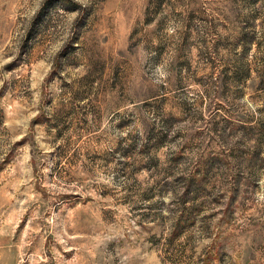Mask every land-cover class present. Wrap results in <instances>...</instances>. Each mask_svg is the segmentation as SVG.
Listing matches in <instances>:
<instances>
[{
    "label": "rangeland",
    "instance_id": "obj_1",
    "mask_svg": "<svg viewBox=\"0 0 264 264\" xmlns=\"http://www.w3.org/2000/svg\"><path fill=\"white\" fill-rule=\"evenodd\" d=\"M0 264H264V0H0Z\"/></svg>",
    "mask_w": 264,
    "mask_h": 264
}]
</instances>
